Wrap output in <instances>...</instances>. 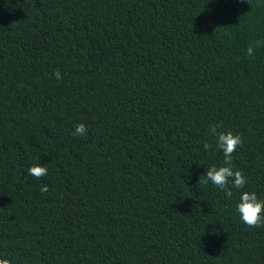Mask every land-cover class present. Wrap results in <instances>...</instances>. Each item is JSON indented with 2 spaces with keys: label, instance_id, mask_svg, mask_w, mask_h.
Returning <instances> with one entry per match:
<instances>
[{
  "label": "trees",
  "instance_id": "trees-1",
  "mask_svg": "<svg viewBox=\"0 0 264 264\" xmlns=\"http://www.w3.org/2000/svg\"><path fill=\"white\" fill-rule=\"evenodd\" d=\"M213 128L264 197V0H0L11 264H264V224L201 182Z\"/></svg>",
  "mask_w": 264,
  "mask_h": 264
},
{
  "label": "clouds",
  "instance_id": "clouds-1",
  "mask_svg": "<svg viewBox=\"0 0 264 264\" xmlns=\"http://www.w3.org/2000/svg\"><path fill=\"white\" fill-rule=\"evenodd\" d=\"M54 75L57 80L62 79L59 70ZM211 131L214 134L215 149L222 153L223 160L220 164L208 166L201 175L203 176L201 182L205 185L210 183L215 189L222 191L226 198L235 201L233 210L241 223L252 227L264 224V197L259 196L254 190H247V177L236 169L233 163V153L241 144L240 135L230 130L217 132L213 128ZM72 135L86 136V126L83 123L75 125ZM203 147L208 151L211 146L205 143ZM28 174L36 178L46 177L48 168L43 164L35 163L29 166ZM40 191L46 192L47 185L42 186ZM212 229H209L210 235ZM0 264H11V260L5 254H0Z\"/></svg>",
  "mask_w": 264,
  "mask_h": 264
}]
</instances>
